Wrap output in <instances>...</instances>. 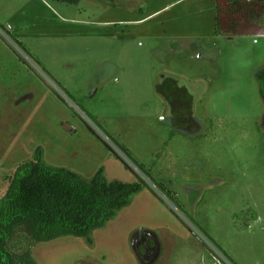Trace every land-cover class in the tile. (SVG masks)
<instances>
[{"label": "rangeland", "instance_id": "374dc122", "mask_svg": "<svg viewBox=\"0 0 264 264\" xmlns=\"http://www.w3.org/2000/svg\"><path fill=\"white\" fill-rule=\"evenodd\" d=\"M177 1L0 0V198L39 149L85 180L145 181L91 242L36 243L34 264H150L134 242L154 234V264H207L202 235L264 264V35H216L215 0Z\"/></svg>", "mask_w": 264, "mask_h": 264}, {"label": "trees", "instance_id": "16d2710c", "mask_svg": "<svg viewBox=\"0 0 264 264\" xmlns=\"http://www.w3.org/2000/svg\"><path fill=\"white\" fill-rule=\"evenodd\" d=\"M214 32L264 35V0H215ZM260 83L264 98V80ZM164 91L170 102L178 95L190 98L174 81ZM175 114L179 115V109ZM109 138L129 158L126 148ZM10 182L0 198V264H34L36 243L63 236L91 242V234L114 219L145 185L141 177L134 183L109 181L102 170L85 180L71 169L47 164L41 149L34 160L18 166Z\"/></svg>", "mask_w": 264, "mask_h": 264}, {"label": "crops", "instance_id": "0c3cea01", "mask_svg": "<svg viewBox=\"0 0 264 264\" xmlns=\"http://www.w3.org/2000/svg\"><path fill=\"white\" fill-rule=\"evenodd\" d=\"M178 1L182 2L184 0H178ZM147 234L145 236H148ZM150 235H151V232H149V236ZM154 235H155L156 241H157V244L155 245V247L152 246L149 242H146V241H138V240L136 241V244H139V243L143 244V245H141V247L144 248V252H147L146 255H144V253L142 254V255H144L143 256V260L145 262H147V263H150V264L156 263V261L161 257L162 249H163L162 248V244L160 243L161 239L159 240V238H157V235L156 234H154ZM199 243L202 244L203 246H205L203 243H201V242H199ZM189 249H191V246L186 247V250H189ZM186 250H185V252H187ZM200 256H201L200 258L203 260V262H207V264H211L212 263L210 254H209V258H208V253L204 252V250L202 251L200 249ZM188 258H189V256L186 258L185 263L187 262ZM180 263L183 264V260H181Z\"/></svg>", "mask_w": 264, "mask_h": 264}, {"label": "built area", "instance_id": "2783aa9c", "mask_svg": "<svg viewBox=\"0 0 264 264\" xmlns=\"http://www.w3.org/2000/svg\"><path fill=\"white\" fill-rule=\"evenodd\" d=\"M202 236H201V239L203 240L204 243L207 244L210 257L213 260L212 264H230V263H232L214 243L207 240V238L204 235H202Z\"/></svg>", "mask_w": 264, "mask_h": 264}, {"label": "flooded vegetation", "instance_id": "af4514ba", "mask_svg": "<svg viewBox=\"0 0 264 264\" xmlns=\"http://www.w3.org/2000/svg\"><path fill=\"white\" fill-rule=\"evenodd\" d=\"M140 239H141L142 241H146V240H145L146 238H144L143 236L140 237Z\"/></svg>", "mask_w": 264, "mask_h": 264}, {"label": "water", "instance_id": "95a60500", "mask_svg": "<svg viewBox=\"0 0 264 264\" xmlns=\"http://www.w3.org/2000/svg\"><path fill=\"white\" fill-rule=\"evenodd\" d=\"M137 240H138V239H137V237L135 236V242H134V243H136Z\"/></svg>", "mask_w": 264, "mask_h": 264}]
</instances>
